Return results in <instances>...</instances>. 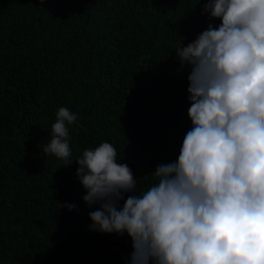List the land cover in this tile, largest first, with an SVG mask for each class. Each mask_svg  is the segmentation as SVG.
<instances>
[{
    "label": "trees",
    "instance_id": "16d2710c",
    "mask_svg": "<svg viewBox=\"0 0 264 264\" xmlns=\"http://www.w3.org/2000/svg\"><path fill=\"white\" fill-rule=\"evenodd\" d=\"M205 2L0 0V264H130L127 233L89 229L75 160L108 142L142 192L178 159L192 122L174 50L220 25ZM60 107L78 114L67 162L43 152Z\"/></svg>",
    "mask_w": 264,
    "mask_h": 264
},
{
    "label": "clouds",
    "instance_id": "9594fccd",
    "mask_svg": "<svg viewBox=\"0 0 264 264\" xmlns=\"http://www.w3.org/2000/svg\"><path fill=\"white\" fill-rule=\"evenodd\" d=\"M201 14L221 23L174 50L192 122L178 159L142 192L108 142L75 160L89 229L127 233L130 264H264V0H206ZM55 116L43 152L67 162L78 114Z\"/></svg>",
    "mask_w": 264,
    "mask_h": 264
}]
</instances>
